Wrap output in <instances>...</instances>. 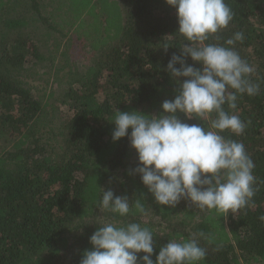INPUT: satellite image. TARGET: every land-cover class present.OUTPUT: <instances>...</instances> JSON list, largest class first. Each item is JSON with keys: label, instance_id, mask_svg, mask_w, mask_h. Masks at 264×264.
<instances>
[{"label": "trees", "instance_id": "obj_1", "mask_svg": "<svg viewBox=\"0 0 264 264\" xmlns=\"http://www.w3.org/2000/svg\"><path fill=\"white\" fill-rule=\"evenodd\" d=\"M57 2L64 8L68 3L75 22L85 23L93 12L98 33L90 43L82 30L65 33L59 69L67 71L58 90L38 95L29 70L54 65L57 49L49 50L47 42L64 32L43 0H0V264H80L93 249L90 237L105 222L152 229L154 261L169 239L195 236L206 249L199 264H264V0H225L234 18L206 41L223 43L243 32L235 49L256 68L250 79L260 84L258 95L238 94L243 133H223L241 141L255 163V206L227 217L183 200L175 207L158 205L132 171L139 161L129 138L112 139L117 110L159 116L162 103L177 94L167 71L184 42L176 9L166 0H91L99 12L89 0ZM75 43L81 52L71 51ZM187 63L201 67L190 57ZM101 188L132 202L143 194L148 214L99 211Z\"/></svg>", "mask_w": 264, "mask_h": 264}, {"label": "clouds", "instance_id": "obj_2", "mask_svg": "<svg viewBox=\"0 0 264 264\" xmlns=\"http://www.w3.org/2000/svg\"><path fill=\"white\" fill-rule=\"evenodd\" d=\"M166 2L176 9L177 33L184 38L181 55L173 54L167 65L178 85L177 94L162 103L159 116L117 110L111 121L115 125L112 139L129 138L139 161L132 171L140 175L158 205L175 207L183 200L201 211L227 217L255 206V163L241 141L223 133H243L246 124L236 114L237 99L238 94H259L260 84L250 79L256 68L235 49L244 40L243 32L233 33L223 43H206L234 18L225 0ZM189 57L201 67L188 64ZM180 114L187 120H207V126L189 124ZM101 189L99 211L127 217L134 208L148 214L143 194L132 202L127 195ZM259 220L264 222V215ZM90 243L93 249L83 253L80 264H199L206 257V249L193 236L169 239L159 246L154 261L155 234L138 222H105Z\"/></svg>", "mask_w": 264, "mask_h": 264}, {"label": "rangeland", "instance_id": "obj_3", "mask_svg": "<svg viewBox=\"0 0 264 264\" xmlns=\"http://www.w3.org/2000/svg\"><path fill=\"white\" fill-rule=\"evenodd\" d=\"M43 2L47 5L46 10H48V14H51L56 21V24L61 28L64 34L56 33L54 34L49 41L47 42V47L49 50L57 49L58 60L54 63V65L49 66H37L29 70L28 81L32 86L33 90L38 94L42 95L44 93H49L52 90H58L60 87L59 84V76L60 79L63 78V75L66 73L67 68L62 71L59 69L60 62H65L64 57H62L61 52L65 49V43L69 36H66L65 33L72 29H74V33H79L80 30L84 31L88 35L89 43L96 39L98 30H95L93 25L98 26V17L93 13H88L85 15L86 21L85 23L81 21H76L72 18L71 9H67L68 3H66L65 8L62 7L57 0H43ZM89 7L95 9V11L99 12L97 8H95L91 0H89ZM77 11V9H75ZM76 17V14L75 16ZM73 22H75L73 24ZM61 42L59 48H57V44ZM72 52L75 53L81 52V49H78L77 43L72 46ZM82 52H87L82 49ZM67 64V62H66ZM68 65V64H67ZM62 114L66 117L69 116L70 111H65L62 108Z\"/></svg>", "mask_w": 264, "mask_h": 264}]
</instances>
